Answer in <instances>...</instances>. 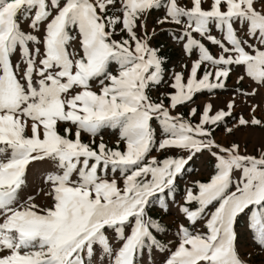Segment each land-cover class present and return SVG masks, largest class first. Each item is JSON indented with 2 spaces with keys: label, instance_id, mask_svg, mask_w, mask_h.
Listing matches in <instances>:
<instances>
[{
  "label": "snow or ice",
  "instance_id": "snow-or-ice-1",
  "mask_svg": "<svg viewBox=\"0 0 264 264\" xmlns=\"http://www.w3.org/2000/svg\"><path fill=\"white\" fill-rule=\"evenodd\" d=\"M161 35L190 64L154 98ZM256 128L264 0H0V264H249L238 229L264 254V142L216 132ZM205 154L212 171L182 184Z\"/></svg>",
  "mask_w": 264,
  "mask_h": 264
},
{
  "label": "rangeland",
  "instance_id": "rangeland-1",
  "mask_svg": "<svg viewBox=\"0 0 264 264\" xmlns=\"http://www.w3.org/2000/svg\"><path fill=\"white\" fill-rule=\"evenodd\" d=\"M157 15H158V13L153 12L152 19L154 20ZM214 34L218 35V33H215V32H214ZM167 37L168 36H165V37L160 36V38L166 39V45L165 46H167L170 49V51H168L167 54L170 55V52L171 53L174 52L176 54V55H174V61L177 62L178 64L175 66L174 71H181L182 70L181 65L184 63H190V60H187L188 57L187 56L185 57L181 47ZM117 38H119V37H117ZM208 46L210 47V49L214 53L216 52V48L214 46H212L210 44ZM180 51H181V53H180ZM172 63H173V61H172ZM171 70L172 69H170L169 71L167 70L165 72V76H164L165 83H162L161 85H159V88H158L159 90L158 91H152L151 94L154 98L157 96H160L161 93L169 90L168 89V83H170ZM174 71H172V72H174ZM235 79H236V77H235V75H233L232 78L228 82L229 85H232L235 82ZM228 95H229L228 92L221 91L219 93V99H216L214 101V103H216L218 106H222L224 100L228 97ZM206 97L208 98L207 95L202 96V98L198 97L196 99L195 105L201 104V102H203ZM192 106H194V105H192ZM197 106H199V105H197ZM188 107H190V106L180 107L177 110L181 112L182 108H186V110H187ZM238 111H239V109H238ZM117 132H118V130H116V129H111L110 132H108V130H106V129H103L101 132V135L103 136L104 141L111 146L115 143L116 139L118 138ZM216 138L221 143H225L227 141H239V142H241L242 145H246L249 151H253L256 145H258L261 142H264V131H262L259 128L242 129L240 132H237L233 136H226L223 132V129H220L216 132ZM89 139L90 138L88 137L87 140H89ZM152 154L158 155L155 152H153ZM207 159H209V157L207 156V154H205L204 156H200L199 158H197L193 162H191L188 166V168L190 169V173L184 177V181H182L181 183L183 184L184 182H190L194 179H205L208 176V174L212 171L210 164L207 163ZM177 199H179V196L177 197ZM40 202H43V201H40ZM163 216H164L165 224H167L169 226L171 231H175V225H176V222L179 218L178 213L176 211V207L173 206L171 213L170 214L164 213ZM238 230L242 233V239H241V241L238 242L240 245L241 255L245 256L246 258L250 257L249 264H264V254H261L258 247L250 241L248 235L245 233V229H244L243 225H241ZM171 238H172L171 236L167 237V239H171ZM155 259L157 261H159L160 256L157 254Z\"/></svg>",
  "mask_w": 264,
  "mask_h": 264
},
{
  "label": "crops",
  "instance_id": "crops-1",
  "mask_svg": "<svg viewBox=\"0 0 264 264\" xmlns=\"http://www.w3.org/2000/svg\"><path fill=\"white\" fill-rule=\"evenodd\" d=\"M164 27H169V26H164ZM161 36H163V37H165L166 35H161ZM168 38V37H167ZM157 41H159V42H161L163 45H164V51H166V50H169L170 51V49L167 47V46H165L166 45V39H162V38H160V36L159 37H157L155 40H153V44L155 45L156 43H157ZM180 53H181V51H180ZM170 55H171V57H170V59L168 60L167 59V62H166V64H165V69H166V71L168 70H170V69H172L171 70V74H172V71H174V69H175V66L178 64L177 62H175L174 61V55H176L174 52H170ZM186 57V56H185ZM192 59H195V54H193V56H192ZM187 60H190L189 59V57L187 58ZM170 61V62H169ZM172 61H173V63H172ZM190 64V63H189ZM159 86L158 87H155L154 89H153V91H158L159 89ZM202 96H206V95H197L196 97H195V100L199 97V98H202ZM206 99H208L207 97L204 99V101L206 100ZM202 103V102H201ZM197 105H200V104H197ZM197 105H194V106H197ZM188 110H189V107H188V109L186 110V108H182L181 109V112L182 113H184V114H187V112H188ZM107 130V129H106ZM109 132V131H108ZM88 135L87 134H84V140L85 141H88L87 139H88ZM209 160V161H208ZM207 163L208 164H210V166H211V158L209 157V159H207Z\"/></svg>",
  "mask_w": 264,
  "mask_h": 264
},
{
  "label": "trees",
  "instance_id": "trees-1",
  "mask_svg": "<svg viewBox=\"0 0 264 264\" xmlns=\"http://www.w3.org/2000/svg\"><path fill=\"white\" fill-rule=\"evenodd\" d=\"M169 50H166V51H164V53L167 55V58H168V60L170 59V57H171V55H169V54H167V52H168ZM109 132L111 131V129H107ZM118 133V132H117ZM165 222V221H164ZM167 225V224H166Z\"/></svg>",
  "mask_w": 264,
  "mask_h": 264
}]
</instances>
